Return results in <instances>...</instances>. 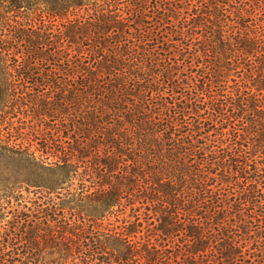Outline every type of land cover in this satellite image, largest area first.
<instances>
[{"label":"trees","instance_id":"1","mask_svg":"<svg viewBox=\"0 0 264 264\" xmlns=\"http://www.w3.org/2000/svg\"><path fill=\"white\" fill-rule=\"evenodd\" d=\"M0 113V264H264V0H0Z\"/></svg>","mask_w":264,"mask_h":264},{"label":"rangeland","instance_id":"2","mask_svg":"<svg viewBox=\"0 0 264 264\" xmlns=\"http://www.w3.org/2000/svg\"><path fill=\"white\" fill-rule=\"evenodd\" d=\"M27 115L19 114L14 118L15 123L19 126L23 122H28ZM1 129H3L2 125ZM21 169L22 166L18 162L17 157H11L10 155L0 156V219L6 220L4 218L5 212L10 209H21L27 203L28 207H30L34 200L36 188L32 183L37 179L36 175L29 165L28 175H23ZM25 179H28V185L21 182Z\"/></svg>","mask_w":264,"mask_h":264}]
</instances>
